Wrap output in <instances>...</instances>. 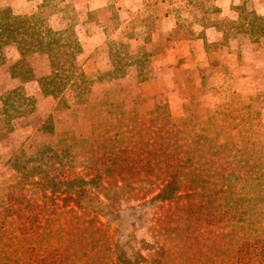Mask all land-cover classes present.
I'll list each match as a JSON object with an SVG mask.
<instances>
[{"label":"trees","instance_id":"trees-1","mask_svg":"<svg viewBox=\"0 0 264 264\" xmlns=\"http://www.w3.org/2000/svg\"><path fill=\"white\" fill-rule=\"evenodd\" d=\"M63 2L42 0L25 14L0 5V56L7 65L6 45L19 55L6 66L9 79L35 80L45 96L71 89L81 103L94 80L78 63L82 47ZM38 53L49 61L42 76L28 61ZM34 102L22 84L2 91L0 128L32 114ZM141 123L120 140L89 132L80 151L49 146L44 161L19 151L17 179L0 197V264H264V161L232 160L231 149L188 116L166 112ZM104 204L150 209L144 253L129 259L117 249L100 219Z\"/></svg>","mask_w":264,"mask_h":264},{"label":"rangeland","instance_id":"rangeland-1","mask_svg":"<svg viewBox=\"0 0 264 264\" xmlns=\"http://www.w3.org/2000/svg\"><path fill=\"white\" fill-rule=\"evenodd\" d=\"M37 2L0 0V5L8 4L13 13L25 14L35 11L41 3ZM63 3L75 20L78 10L73 0ZM255 7L258 9L257 2L245 0L237 10L238 17L226 21L221 44L229 47L227 54L222 57V45L213 46L214 53L210 56L213 64L200 72L157 66L155 56L145 53L144 45L133 41L128 46L115 44L112 48L113 43L123 41L119 37L110 39L109 44L95 51V63L89 61L85 67L81 66L94 80L91 93L85 94L86 101L81 103H76L77 95L71 89H66L62 96H45L35 80L21 83L9 79L6 66L19 55L14 47L6 45L3 50L7 65L0 56V93L22 84L35 102L32 114L13 118L11 129L0 128V197L11 190L17 179L16 171L11 168L20 156L19 151L24 150L25 157L32 160L44 161L49 146L62 149L67 143L73 145L72 151L73 148L75 152L80 151L84 147L78 140L89 132L114 133V139L120 140L133 123L140 129L141 122L150 116L158 117L166 112L177 119L190 117L197 123L196 130H206L216 142L225 143L231 149L232 160H247L251 164L259 162L258 158L264 161V14ZM108 12L112 18L107 16ZM108 12L96 11L93 16L102 20L103 29L110 36L114 33L110 30L112 20L118 16H114L116 10ZM52 26L58 27V22L53 20ZM147 49L155 50L152 46ZM85 60L82 56L79 64H85ZM28 61L36 76L49 73L47 56L29 55ZM123 71L125 76L120 74ZM2 118L0 114V126ZM110 123H114V128ZM81 160L83 157L77 154L76 161ZM74 171L82 169L74 166ZM100 214L120 252L129 259L144 253L143 242H150L145 226L150 216L147 206L110 208L104 204Z\"/></svg>","mask_w":264,"mask_h":264},{"label":"crops","instance_id":"crops-1","mask_svg":"<svg viewBox=\"0 0 264 264\" xmlns=\"http://www.w3.org/2000/svg\"><path fill=\"white\" fill-rule=\"evenodd\" d=\"M33 1L35 0H25V3ZM41 1L38 0L37 4ZM244 1L73 0L78 16L76 15L75 20L73 17L72 22L82 47L77 57L78 63L82 56L86 63H80V66L85 67L89 61L95 63V51L109 44L110 39L118 40L116 38L119 37L126 45L133 44V41L144 45L145 53L152 58L155 56L154 62L157 66H176L186 71H204L207 65L213 64L214 60L210 59L214 53L213 46L222 45L226 21L238 17L237 10ZM252 1L258 4V9L255 7L256 11L264 14V0ZM104 9L107 12L116 10L114 16L116 14L118 16L112 20L113 26L110 30L114 33L110 36L103 29L102 20L93 16L96 11ZM107 16L111 14L108 12ZM141 32L143 34L139 36ZM234 44L237 47V42ZM149 46L155 50L148 51ZM228 48L226 44L222 45V57L227 54Z\"/></svg>","mask_w":264,"mask_h":264}]
</instances>
